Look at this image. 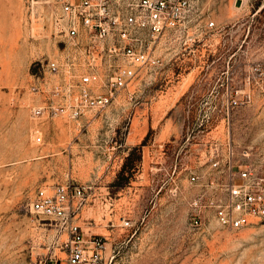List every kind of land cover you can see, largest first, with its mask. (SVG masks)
<instances>
[{
	"label": "rangeland",
	"instance_id": "1",
	"mask_svg": "<svg viewBox=\"0 0 264 264\" xmlns=\"http://www.w3.org/2000/svg\"><path fill=\"white\" fill-rule=\"evenodd\" d=\"M193 2L192 27L203 30L198 40L173 46L156 73L143 71L111 105L78 124L67 112L34 115L62 99L52 92L58 78L46 72L57 48L26 0H0V264H69L68 229L31 203L39 189L51 194L73 183L87 189L70 220L87 254L99 252L98 264H264V220L231 230L205 212L195 224L190 202L198 187L186 180L190 170H206L211 148L233 134L264 156V97L232 112L209 97L217 77L222 91L227 72L235 71L240 87L239 77L264 62V0ZM210 21L216 28L207 30ZM188 73L184 93L167 96ZM159 99L171 108L156 110ZM170 121L182 133L135 169L126 167L125 185L110 187L133 126ZM187 133L196 137L185 140Z\"/></svg>",
	"mask_w": 264,
	"mask_h": 264
},
{
	"label": "built area",
	"instance_id": "2",
	"mask_svg": "<svg viewBox=\"0 0 264 264\" xmlns=\"http://www.w3.org/2000/svg\"><path fill=\"white\" fill-rule=\"evenodd\" d=\"M26 3L41 28L49 30L57 48L47 60L46 72L58 78L52 92L62 98L46 108H35L34 115L41 116L45 109L53 114L67 112L78 124L88 113L111 105L143 71L161 68L171 57L173 46L194 42L203 31L192 27L193 0ZM205 28H216L215 22H207ZM244 82L248 90L228 80L220 91L224 84L219 83V88L211 89L210 100L221 98L222 108L229 112L249 104L253 100L252 85L264 92V62L253 64ZM195 137L187 133L185 140ZM35 141L43 142L40 132L35 133ZM224 143L211 148L206 170L194 168L186 180L190 186L198 187L190 202L195 224L202 222L205 212H210L220 226L237 230L264 220V159L262 154L255 158L251 148L239 146L232 137ZM173 182L176 191L181 184L176 178ZM86 189L74 183L59 184L51 194L39 189L31 203L35 213L68 229L69 264H98L99 252L87 254L83 234L69 216L74 206L85 199Z\"/></svg>",
	"mask_w": 264,
	"mask_h": 264
},
{
	"label": "crops",
	"instance_id": "3",
	"mask_svg": "<svg viewBox=\"0 0 264 264\" xmlns=\"http://www.w3.org/2000/svg\"><path fill=\"white\" fill-rule=\"evenodd\" d=\"M248 71L249 70H246L244 72V75L242 77H239V78H242L244 81ZM190 75H191V73H188V75L183 77L176 85L174 84V85L170 86L169 90L165 94L167 96H175L174 94L178 93V92H176V90H178V89L182 90V94H183L185 89L188 87V85H190V82H187L188 79H190ZM237 77L238 76L235 73V71L227 72L228 80H232V82L235 85H236L235 79ZM155 79L156 78L154 77V80ZM219 79H220V77L216 78L215 82L212 83V87L210 89H213L214 87L219 88ZM240 86L248 90L245 82H243V84H241ZM252 93H253V99L257 95L264 97V92H262L259 88L253 89ZM169 102L170 101H163V100L159 99L158 102H155V103L160 104V106L155 107V109L156 110H169L171 108V106H169ZM143 127L140 125H134L133 126V128L131 129V131L129 132V134L126 138V142H125L126 149L124 150V157H127L129 155V153L135 147H140L141 160L139 161V164L143 163L145 161L146 154L150 153L151 150H154L156 148V146H161L164 143L171 141L172 138H177L182 133V129H180V127L174 126L171 121L170 122H164V124L163 123L160 124L159 122H158V124H153V123L149 122V124H147V126H145L146 128H144V130H143ZM149 132H150V135H151V133H153V134L151 137L149 135L150 138H148L147 143L143 145L142 141L145 139V137L148 135ZM185 136H186V134L183 135L184 138H185ZM235 136H236V134H233V136H231V137L233 138V140L236 144H238L239 146L251 148L255 154V158H259V155L262 153L260 151H258L257 148H254L255 146L253 144H249V143L248 144H245V143L242 144L241 142H239L236 139ZM261 159H264V156H261ZM116 180H117V178H116ZM116 180L113 182V184L110 187L113 188V187L122 186V185L116 184Z\"/></svg>",
	"mask_w": 264,
	"mask_h": 264
},
{
	"label": "trees",
	"instance_id": "4",
	"mask_svg": "<svg viewBox=\"0 0 264 264\" xmlns=\"http://www.w3.org/2000/svg\"><path fill=\"white\" fill-rule=\"evenodd\" d=\"M150 132L148 133V135L145 137V139L142 141V144H146L147 140L149 138ZM141 160V152H140V147H135L127 156L121 172L118 174L117 176V180H116V184L118 185H125V181H123L124 178V170L126 167H129L130 170L135 169L137 162H139ZM132 174H128L127 177H130ZM128 182V180H127Z\"/></svg>",
	"mask_w": 264,
	"mask_h": 264
}]
</instances>
